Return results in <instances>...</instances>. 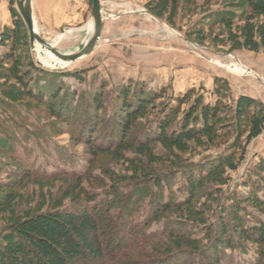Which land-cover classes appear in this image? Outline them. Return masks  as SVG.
<instances>
[{"label": "trees", "instance_id": "trees-1", "mask_svg": "<svg viewBox=\"0 0 264 264\" xmlns=\"http://www.w3.org/2000/svg\"><path fill=\"white\" fill-rule=\"evenodd\" d=\"M235 1L242 15L238 23L220 20L226 41L233 51L264 54V0ZM8 4L12 26L0 36L3 50L0 118L7 110L19 113V106L26 99L47 107L60 105L71 114L82 104L85 108L80 114L81 122L76 125L78 137L85 139L93 156L110 155L114 161H122L124 172L129 176L121 179L115 172L105 174L113 185L99 200L98 194L84 192L83 181L72 172L73 186L68 188L66 198L74 197L73 200L82 204L70 209L54 207L42 213L24 212L0 234V264H180L182 259L187 260V264H200L204 260L209 264H264V159L257 169L248 172L252 178L243 184L244 189L247 188L246 195L235 197L230 205L222 207L215 223L209 225L203 215L192 214L198 190L218 181L225 170L235 171L249 144L262 134L264 106L247 96H239L230 109L226 101L230 96L229 87L224 80L215 79L212 103H206L202 95L191 89L159 104L165 100L167 89L149 92L139 85L133 88L131 84L116 89V98L108 112L101 99L104 88L88 96L75 94L59 81L63 74L49 75L33 63L26 51L27 29L13 9L15 0H8ZM182 4V0H147L144 9L155 19L175 28ZM201 29L198 25L189 35L200 44L204 42L198 35ZM66 76L83 83L79 73ZM230 117V128L235 135L232 143L203 163L184 165L181 156L193 149L215 148L220 140L227 143L224 141L227 133L220 135L219 132ZM26 120L25 116L21 117L22 122ZM101 122L109 125L100 136L101 141H97V131L104 130L98 128ZM8 135L0 122V154L5 160L19 162L45 179L54 176L36 173L28 161H21ZM127 153L138 162L125 157ZM168 158L174 161L167 163ZM178 172L183 179L184 198L181 200L173 192L174 176ZM138 186L149 188L150 196L146 198L149 208L142 222L132 223L133 205L143 199ZM4 187L0 184V215L8 213L14 217L13 195ZM124 197L126 206L119 214L111 215V210L119 206ZM4 199L7 202L2 204ZM167 213L179 217L197 216L193 222L205 228L203 231L210 238L208 246L200 250V242L190 237L184 225L176 223H167L161 231L148 233L151 223L159 222ZM107 230L112 232L111 237L105 235ZM110 239L115 243L111 251L106 246ZM248 245L255 255L252 261L241 262L231 253L226 255V250L235 249L246 253Z\"/></svg>", "mask_w": 264, "mask_h": 264}, {"label": "rangeland", "instance_id": "rangeland-1", "mask_svg": "<svg viewBox=\"0 0 264 264\" xmlns=\"http://www.w3.org/2000/svg\"><path fill=\"white\" fill-rule=\"evenodd\" d=\"M146 1L100 0V40L93 51L78 62L55 67L51 62L56 60L44 59L36 49L33 52L30 44L26 51H29L33 63L47 74H63L59 81L75 94L88 96L91 92L104 88L101 99L108 112L116 98V89L131 84L133 88L139 85L149 92L167 89L165 100L159 101V104H165L171 98L183 95L191 89L197 95H202L206 103H212L215 79H222L227 83L230 96L226 101L230 109L239 96H247L264 106V54L231 50L220 24L221 19H230L236 24L242 17L239 4L235 0H182V10L175 22V28L149 15L144 9ZM13 9L17 11L16 3ZM32 12L38 35L49 44L58 35L72 31L55 46V50L60 53L79 52L90 37L86 26L91 22V0H32ZM198 25L202 27L198 34L204 38L202 44L194 36L189 37ZM11 26L8 0H0V36ZM2 53L0 47V57ZM69 73H79L83 83H76L70 76H66ZM61 107H47L26 99L20 104L19 113H8V110L2 112L0 122L4 124V132L10 134L8 137L12 141L16 156L21 161H28L36 173L54 176L51 179L37 176L21 163L5 160L0 154V184L13 195L11 211L14 213V217L8 213L0 215V234L24 212L34 214L54 207L70 209L81 205L82 202L77 203L73 200L74 197L66 198L68 188L73 186L72 172L83 181L84 192L98 194L99 200L103 199L104 191L113 185L105 174L115 172L121 179L129 176L124 172L125 165L122 161H114V157L110 155L93 156L86 147L85 139L78 137L76 125L81 122L80 114L84 111V105L80 104L72 114ZM52 108L54 112L51 111ZM23 116L27 118L26 123L21 121ZM224 123L219 134L227 133L228 138L224 140L227 143L223 144L220 140L215 148L193 149L191 153L181 156L184 165L203 163L232 143L235 135L230 128L231 117ZM108 125L101 122L98 128L102 127L104 130L97 131V141H101L100 136L107 131ZM130 137L132 139L134 135ZM156 149L162 154L160 148ZM124 156L138 162L131 154ZM263 159L264 131L249 144L243 161L235 171L225 170L218 181L198 190L192 214L203 215L202 218L209 225L215 223L222 207L230 205L233 198L246 195L247 188L244 189L243 184L251 177L248 172L257 169ZM173 161L172 158L167 159V163ZM182 186L180 172L175 173L173 192L180 200L184 198ZM138 187L137 191L143 199L133 205L135 212L132 223L142 222L149 208L146 199L150 196L149 188ZM5 202L6 199L2 200V204ZM125 206L124 197L120 205L111 210V215L119 214L120 209ZM196 217H179L167 213L159 222L151 223L148 233H157L170 222L184 225L191 233L190 237L199 241L200 250H203L208 246L210 238L203 231L205 228L194 224ZM223 217L226 218L224 214ZM105 235L111 237L112 232L107 230ZM114 244L111 239L108 241L106 246L109 251L114 248ZM240 251L226 250V255L231 253L235 260L241 262L252 261L255 257L249 245L246 253ZM183 263L188 262L182 259L180 264ZM201 263L209 264V261L204 260Z\"/></svg>", "mask_w": 264, "mask_h": 264}, {"label": "water", "instance_id": "water-1", "mask_svg": "<svg viewBox=\"0 0 264 264\" xmlns=\"http://www.w3.org/2000/svg\"><path fill=\"white\" fill-rule=\"evenodd\" d=\"M15 3L18 14L27 29L29 44L33 49V52H35V43H39L42 49L46 48L62 63L71 64L87 57L93 51L96 43L100 40L102 30V9L100 0H91V22L93 25L92 37L81 51L73 54L60 53L49 43L40 38L38 33L35 31L32 0H15Z\"/></svg>", "mask_w": 264, "mask_h": 264}, {"label": "bare ground", "instance_id": "bare-ground-1", "mask_svg": "<svg viewBox=\"0 0 264 264\" xmlns=\"http://www.w3.org/2000/svg\"><path fill=\"white\" fill-rule=\"evenodd\" d=\"M35 31L38 33L37 29H36V26H35ZM86 31L88 32V36H90L88 38V40L85 42V44L83 45V47L87 44V42L89 41V39L92 37V34H93V25H92V22H89L86 26ZM72 33V31H67L64 35L63 34H60L58 35L54 41L50 44L52 47L55 48V46L60 43L65 37L66 35H70ZM35 46H36V51L42 55L44 57V59H48V60H51V59H54L56 61H52V66H66V65H69V64H65V63H62L58 58H56L50 51H48L46 48L42 49L40 44L39 43H35ZM82 47V49H83ZM80 49V51L82 50ZM67 54H73V53H67ZM83 59V58H82ZM81 59V60H82ZM80 61V60H79ZM78 62V61H77ZM73 64V63H71Z\"/></svg>", "mask_w": 264, "mask_h": 264}]
</instances>
